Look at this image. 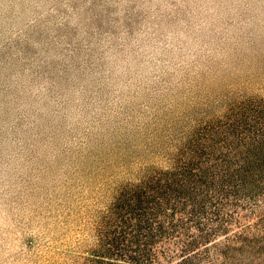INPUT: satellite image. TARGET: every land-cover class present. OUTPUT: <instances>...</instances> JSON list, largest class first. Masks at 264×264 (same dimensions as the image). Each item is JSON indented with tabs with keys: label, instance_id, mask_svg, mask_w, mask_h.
<instances>
[{
	"label": "rangeland",
	"instance_id": "374dc122",
	"mask_svg": "<svg viewBox=\"0 0 264 264\" xmlns=\"http://www.w3.org/2000/svg\"><path fill=\"white\" fill-rule=\"evenodd\" d=\"M262 109L264 0H0V264H87L129 187ZM233 210L154 264H264Z\"/></svg>",
	"mask_w": 264,
	"mask_h": 264
},
{
	"label": "trees",
	"instance_id": "16d2710c",
	"mask_svg": "<svg viewBox=\"0 0 264 264\" xmlns=\"http://www.w3.org/2000/svg\"><path fill=\"white\" fill-rule=\"evenodd\" d=\"M223 127L168 169L128 188L110 216L103 251L96 250L87 264L158 263L163 253L157 247L184 237L174 256L164 252L163 257L181 263L192 248L215 242L218 234L228 236L233 209L260 221L235 222L239 234L253 235L252 227L257 234L264 232V110ZM257 242L264 244V239Z\"/></svg>",
	"mask_w": 264,
	"mask_h": 264
}]
</instances>
